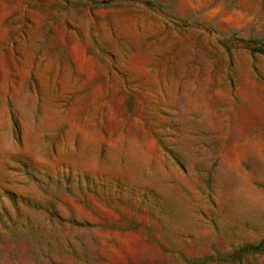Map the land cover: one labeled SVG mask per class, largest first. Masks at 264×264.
I'll use <instances>...</instances> for the list:
<instances>
[{
    "label": "rangeland",
    "instance_id": "374dc122",
    "mask_svg": "<svg viewBox=\"0 0 264 264\" xmlns=\"http://www.w3.org/2000/svg\"><path fill=\"white\" fill-rule=\"evenodd\" d=\"M0 264H264V0H0Z\"/></svg>",
    "mask_w": 264,
    "mask_h": 264
}]
</instances>
